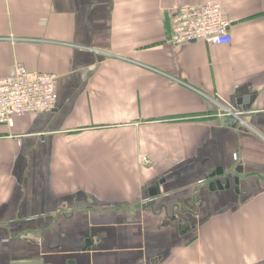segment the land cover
Returning a JSON list of instances; mask_svg holds the SVG:
<instances>
[{
	"label": "crops",
	"instance_id": "obj_1",
	"mask_svg": "<svg viewBox=\"0 0 264 264\" xmlns=\"http://www.w3.org/2000/svg\"><path fill=\"white\" fill-rule=\"evenodd\" d=\"M213 1L232 44L173 46ZM15 65L58 99L0 126V264H264V0H0Z\"/></svg>",
	"mask_w": 264,
	"mask_h": 264
},
{
	"label": "built area",
	"instance_id": "obj_2",
	"mask_svg": "<svg viewBox=\"0 0 264 264\" xmlns=\"http://www.w3.org/2000/svg\"><path fill=\"white\" fill-rule=\"evenodd\" d=\"M171 44L181 47L192 43L209 46L232 44L231 22L221 2L183 5L171 18ZM108 57V54H104ZM57 77L15 65L10 75L0 78V126L14 127L15 119L52 112L57 107ZM226 116H240L224 108Z\"/></svg>",
	"mask_w": 264,
	"mask_h": 264
},
{
	"label": "water",
	"instance_id": "obj_3",
	"mask_svg": "<svg viewBox=\"0 0 264 264\" xmlns=\"http://www.w3.org/2000/svg\"><path fill=\"white\" fill-rule=\"evenodd\" d=\"M241 102H242V100L240 99L239 102H238V104L240 105ZM218 174H221V173H218ZM213 176H215V175H213ZM224 182H225V186H222L221 181L217 182L216 184L219 186L220 189H227V188H229L230 185H231L230 180H229V177H226ZM237 182H235V183H237ZM213 185H215V183H212L211 184V188H213ZM155 189H156V187L155 188H152V191H154ZM16 264H39V263H31V262L30 263H25L24 262V263H16Z\"/></svg>",
	"mask_w": 264,
	"mask_h": 264
},
{
	"label": "rangeland",
	"instance_id": "obj_4",
	"mask_svg": "<svg viewBox=\"0 0 264 264\" xmlns=\"http://www.w3.org/2000/svg\"><path fill=\"white\" fill-rule=\"evenodd\" d=\"M224 14H225V12H224ZM224 104H223V107H226V105L227 104H229L230 106H232V104L231 103H229V102H223ZM222 104V103H221Z\"/></svg>",
	"mask_w": 264,
	"mask_h": 264
}]
</instances>
